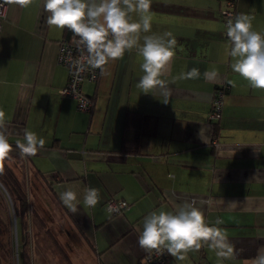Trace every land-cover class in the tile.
Wrapping results in <instances>:
<instances>
[{
  "label": "crops",
  "instance_id": "0c3cea01",
  "mask_svg": "<svg viewBox=\"0 0 264 264\" xmlns=\"http://www.w3.org/2000/svg\"><path fill=\"white\" fill-rule=\"evenodd\" d=\"M223 2L151 0L145 14L151 32L140 33V44L144 35L165 31L177 40L161 76L167 103L160 89L145 94L136 87L143 58L134 48L109 63L97 82L82 85L93 97L90 112L59 94L68 77L57 61L66 29L46 23L43 0L27 7L6 2L0 31L4 131L12 141L24 142L25 130L45 140L35 156L6 160L23 182L32 264H141L144 217L174 213L185 202L200 208L210 226L223 220L215 226L227 232L235 256L221 262L202 246L184 261L169 255L165 264H250L264 251V90L232 71ZM236 9L253 16V30L264 35V0H237ZM193 68L199 77L179 78ZM221 85H227L221 115L210 122ZM86 187L99 190L93 208L83 204ZM69 188L77 193L75 214L59 198ZM110 198L127 207L110 214L104 207Z\"/></svg>",
  "mask_w": 264,
  "mask_h": 264
},
{
  "label": "clouds",
  "instance_id": "9594fccd",
  "mask_svg": "<svg viewBox=\"0 0 264 264\" xmlns=\"http://www.w3.org/2000/svg\"><path fill=\"white\" fill-rule=\"evenodd\" d=\"M6 2L27 7L32 0ZM150 5L151 0H43V10L48 13L46 23L60 30L67 29L73 34L81 51L75 64L78 73L90 68L100 69L101 75H104L109 63L122 59L126 52L136 48L143 58L140 64L143 75L136 87L145 94L160 89L165 97L164 103H167L169 92L161 76L175 55L177 40L170 31H165L161 35H144L143 44H140V33L151 32L150 17L145 15ZM133 13L139 15V21L132 20ZM253 20V16L245 13L227 20L229 55L233 58L231 68L251 88L264 90V35L253 30ZM199 75V69L193 68L186 74L182 73L179 78H197ZM228 83L235 86L234 81ZM4 128L5 112L0 110V174L4 171V161L11 158L13 150ZM23 139L24 142L16 141L22 157L35 156L45 144L43 138L29 130H25ZM59 198L73 214L77 213L75 191L69 188L61 192ZM99 200L98 189H83L85 206L93 208ZM221 224L223 220L217 219L215 225ZM215 225L210 226L206 222L200 208L185 202L174 213L159 210L146 215L138 244L147 252L155 250L161 255L167 252L178 261H184L190 251L198 252L202 246L215 251L221 262L233 259L235 246L229 241L227 232ZM250 264H264V251H258Z\"/></svg>",
  "mask_w": 264,
  "mask_h": 264
},
{
  "label": "built area",
  "instance_id": "2783aa9c",
  "mask_svg": "<svg viewBox=\"0 0 264 264\" xmlns=\"http://www.w3.org/2000/svg\"><path fill=\"white\" fill-rule=\"evenodd\" d=\"M236 2L237 0H224L223 2L221 17L225 31L227 20L240 14L236 9ZM6 9L7 3L4 0H0V31L6 15ZM80 56L81 51L73 36H64L58 41L57 61L65 65L68 69L66 84L59 90V94L72 98L78 110L90 112L93 108V97L83 91L82 85L85 82H97L100 78L101 71L100 69L86 68L84 71L78 73L75 64ZM226 88L227 85H221L214 92L211 109L208 114L210 122H214L220 118ZM104 207L110 214L114 215L126 208L127 202L123 199L110 198L105 202ZM168 258L169 254L167 252L161 255L153 250L146 252L140 262L141 264H165Z\"/></svg>",
  "mask_w": 264,
  "mask_h": 264
},
{
  "label": "rangeland",
  "instance_id": "374dc122",
  "mask_svg": "<svg viewBox=\"0 0 264 264\" xmlns=\"http://www.w3.org/2000/svg\"><path fill=\"white\" fill-rule=\"evenodd\" d=\"M20 168L21 167L19 166L18 169ZM15 169L18 170L17 168ZM14 218L16 220V215L11 200L7 199L5 192L2 190L0 186V264H8L9 262L12 264H18L16 246L19 235L17 232L16 224L14 225ZM15 228H16L17 242L15 237ZM23 228L25 232H23L22 240L24 239V241L27 242L26 245L29 255V261L30 264H32L31 262L32 240L30 238L31 225H30V221L28 220V216L25 219Z\"/></svg>",
  "mask_w": 264,
  "mask_h": 264
},
{
  "label": "trees",
  "instance_id": "16d2710c",
  "mask_svg": "<svg viewBox=\"0 0 264 264\" xmlns=\"http://www.w3.org/2000/svg\"><path fill=\"white\" fill-rule=\"evenodd\" d=\"M67 36H73L72 32L66 29ZM9 143L13 146V150L10 154V157H20V151L16 147V141L9 140ZM4 171L3 174H0V182L6 189L8 196L11 200L13 205L15 215H16V227L17 232L19 235L18 242H17V257H18V264H30L29 255L27 251V242L22 240L23 232L24 231V223L25 219L27 218V203L26 197L24 196L23 192V182L18 181L13 173L11 172L10 168L6 165V160L4 161ZM12 264V263H8Z\"/></svg>",
  "mask_w": 264,
  "mask_h": 264
},
{
  "label": "water",
  "instance_id": "95a60500",
  "mask_svg": "<svg viewBox=\"0 0 264 264\" xmlns=\"http://www.w3.org/2000/svg\"><path fill=\"white\" fill-rule=\"evenodd\" d=\"M0 186L2 188V190L5 192L6 196H7V199L10 200L9 196H8V193L6 191V189L4 188V186L2 185V183L0 182ZM16 224V220L14 218V225ZM15 237H16V240H17V235H16V228H15Z\"/></svg>",
  "mask_w": 264,
  "mask_h": 264
}]
</instances>
